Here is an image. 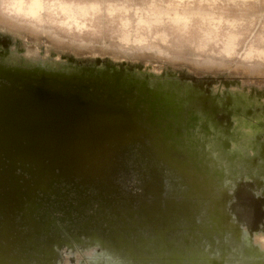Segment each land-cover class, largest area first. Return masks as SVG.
<instances>
[{
    "label": "rangeland",
    "instance_id": "1",
    "mask_svg": "<svg viewBox=\"0 0 264 264\" xmlns=\"http://www.w3.org/2000/svg\"><path fill=\"white\" fill-rule=\"evenodd\" d=\"M65 1L81 6L93 4L99 9L86 16V26L80 29L56 25L46 15L43 21L37 20V24L46 27L54 24L60 38L51 39L52 43L47 45L54 52L79 63L91 66L100 60L144 66L155 64L157 60L177 74L202 79L203 82L222 73L229 86L237 82L251 83V87H247L253 90L259 86L256 82L264 83V0ZM110 7L116 9L109 11ZM154 10L161 12L154 14ZM1 12L3 18L0 22L14 26L34 24L23 16L12 20ZM176 12L187 17L185 27L180 25L182 20L177 23L174 20ZM10 33L0 24V39L16 41L18 35L11 38ZM72 36L81 38L79 45L68 40ZM225 36L230 42L226 49L223 47ZM90 37L96 41L94 46L86 42ZM139 38L157 44L165 53L128 51L139 48L133 43ZM124 40L128 43H123ZM41 41V38L37 40ZM208 56L222 67L211 69L204 66ZM2 125L0 133H9ZM199 132L196 130L194 134L199 135ZM38 139L23 142L27 145L25 150L8 145V153L3 149L1 152L5 165L0 172L6 179L5 186L23 198L36 199L40 203V211L36 214L39 228L34 231L38 241L24 247L16 264H99L98 255L90 254L88 248H95L97 253L110 252L107 256L117 257L126 264H248L252 260L253 255L246 252L244 238L249 234L256 236L264 229V172L259 173L255 170L257 168H253L256 164L264 169V163L253 153L240 159L235 168L218 164L216 172H210V177H207L210 185H205L202 190L188 182L191 177L184 178L177 169L158 166L159 170L166 172L162 176L178 188L176 194L170 193L169 196L187 201L189 210L177 217L157 216L153 224H144L138 220V215L146 214L134 211V217L128 215L126 221L114 222L119 214L106 205L103 209L99 206L104 205L101 204L104 200L120 201L118 211L125 215L127 200L137 202L145 196L142 191L151 168L137 159L138 146H130V151L117 157L118 160L114 161L117 166L97 180L96 185L89 183L94 191L89 187L87 192H81V187L74 182L54 181L52 186L45 188L42 186L43 178L34 168L21 165V160L29 156H44L41 155L45 151L44 142H38ZM208 167L214 169L211 165L204 166ZM216 211L220 214L219 219L209 216ZM196 214L201 224H192ZM22 226L28 228L26 224ZM190 230L211 231L221 239L218 247L204 248V254H154L142 250L148 244L159 242L170 231ZM112 232L123 233L129 239L128 244L123 245L124 249L116 251L109 245L114 242L109 237ZM140 233H146L143 239H139Z\"/></svg>",
    "mask_w": 264,
    "mask_h": 264
},
{
    "label": "bare ground",
    "instance_id": "2",
    "mask_svg": "<svg viewBox=\"0 0 264 264\" xmlns=\"http://www.w3.org/2000/svg\"><path fill=\"white\" fill-rule=\"evenodd\" d=\"M175 14L176 23L182 20L180 25L185 27L187 17ZM223 44L226 49L230 42ZM53 62L62 69H9L0 74V124L8 120L21 123L15 117L73 118L72 131L64 130L68 140L45 139L43 158L35 155L21 160L23 167L34 168L43 178L45 188L54 181L74 182L81 192H87L91 181H99L112 172L117 157L138 146L137 159L151 168L142 191L145 196L137 202L127 200L126 216L118 211L120 201L104 200L101 203L104 205H99L102 209L106 205L119 214L114 222L126 221L128 215L134 217V211L146 214L138 215L144 224H153L159 216L177 217L188 212L187 201L169 196L176 194L178 188L163 177L166 172L158 166L177 169L202 190L210 185L207 177L210 172H216L218 164L235 168L240 159L251 153L264 163V83L256 82L260 87L253 90L249 88L251 83L229 86L222 73L203 82L177 74L157 60L144 66L100 60L88 66L64 57ZM78 113L86 115L78 118ZM196 130H200V136L194 134ZM142 143L146 145L139 146ZM4 163L0 152V169ZM205 165L214 169L204 168ZM254 166L259 173L264 172ZM5 180L0 172V264H16L24 247L38 241L34 231L39 228L36 214L40 203L13 192L5 186ZM93 188L90 187L91 191ZM209 216L220 218L217 211ZM191 222L201 224L198 214ZM145 234H138L139 239ZM109 237L114 241L113 244L109 241V245L116 251L128 244L129 239L123 233L112 232ZM220 240L211 231H170L159 242L142 250L154 254H204V248L218 247ZM244 242L247 254L253 255L248 264H264V229L256 236L246 235ZM87 251L98 255L99 264H126L117 257L107 256L110 252L97 253L95 248Z\"/></svg>",
    "mask_w": 264,
    "mask_h": 264
},
{
    "label": "flooded vegetation",
    "instance_id": "3",
    "mask_svg": "<svg viewBox=\"0 0 264 264\" xmlns=\"http://www.w3.org/2000/svg\"><path fill=\"white\" fill-rule=\"evenodd\" d=\"M9 3H15L18 7L15 9L16 16H23L27 20L34 24L28 26H14L4 21L0 22L1 27L8 30L11 38L18 35L17 40L13 41L10 38L0 39V74H3L9 69H23L30 70L34 68H43L46 70H61L62 66L54 63L53 60L57 57H66L63 54L54 52L49 48V44L52 43L51 39H58L60 35L55 29L54 24L64 25L67 28H83L85 25L87 15L95 14L98 11V7L91 5H78L75 3H68L65 0H0V10L3 11V15L6 16L5 5ZM109 11L114 10V7L108 8ZM47 16L53 25L40 26L37 24V20L43 21V17ZM8 17V16H7ZM0 18H3L0 15ZM57 19H60L58 21ZM23 31L24 33H21ZM24 37V40H21ZM18 38L20 40L18 41ZM42 39L39 43L38 39ZM125 40L127 37L124 38ZM123 43H128L126 41ZM60 41V40H59ZM143 44H141V43ZM141 49H157L155 52L158 55H162L165 50L152 42H146L145 40L137 39L135 42ZM48 44V45H47ZM2 80L0 79V82Z\"/></svg>",
    "mask_w": 264,
    "mask_h": 264
},
{
    "label": "water",
    "instance_id": "4",
    "mask_svg": "<svg viewBox=\"0 0 264 264\" xmlns=\"http://www.w3.org/2000/svg\"><path fill=\"white\" fill-rule=\"evenodd\" d=\"M73 109V108H72ZM73 111H75L73 109ZM72 114V112H71ZM78 113L76 117H82L86 114ZM71 117V116H70ZM9 117L5 118V120H8ZM16 119L20 120L21 123H16L15 121L8 120V122L3 123V128L7 129L9 133L2 132L0 135L3 137H0V152H7L8 153V145L11 147H15V149H21L25 150L27 149V145L23 144V142H28L30 140L38 139V142H44V148H46L45 145V139H56L58 141H66L69 138L67 137L68 130H71L74 128L75 124L70 121L71 119H67L68 117L64 118H39V119H30V118H19L15 117ZM76 119V118H75ZM6 120V121H7ZM69 124V125H68ZM72 124V125H71ZM66 125V126H65ZM69 128V129H68ZM65 130V131H64ZM25 133V134H24ZM3 149V151H2ZM46 149L44 151L45 156ZM40 156V155H37ZM44 156H40V158H43ZM93 185H96L97 180L91 181ZM90 182V183H91ZM95 183V184H94ZM8 186V185H7Z\"/></svg>",
    "mask_w": 264,
    "mask_h": 264
},
{
    "label": "clouds",
    "instance_id": "5",
    "mask_svg": "<svg viewBox=\"0 0 264 264\" xmlns=\"http://www.w3.org/2000/svg\"><path fill=\"white\" fill-rule=\"evenodd\" d=\"M5 12H6V15L12 19V20H16V12H15V9L18 7L17 4L15 3H9V4H6L5 6ZM227 39V37L225 36L223 38V42H225ZM69 41H72V42H75L77 45H79V42L81 40L80 37H75V36H72V37H69L68 38ZM89 46H94L96 41L94 38H88L87 41H86ZM128 51H131V52H134V53H140V52H144L146 51V49H141V48H135V49H128ZM204 66L208 67V68H211V69H216V68H219V67H222V65L220 64H217L214 60L210 59V58H207L206 61H204Z\"/></svg>",
    "mask_w": 264,
    "mask_h": 264
}]
</instances>
